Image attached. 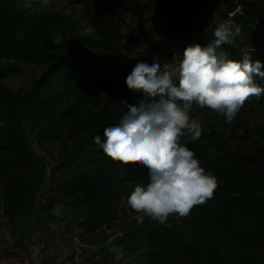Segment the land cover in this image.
<instances>
[{"label":"trees","instance_id":"obj_1","mask_svg":"<svg viewBox=\"0 0 264 264\" xmlns=\"http://www.w3.org/2000/svg\"><path fill=\"white\" fill-rule=\"evenodd\" d=\"M63 1L84 6L81 19L85 21V28L71 25L73 33L66 37V51L47 67L28 102L32 107L40 105L44 110L48 104L66 98L71 100L67 110L72 116L86 101L106 94L124 97L129 103L144 98L142 93L129 90L125 84L133 69L128 56L119 48L126 14L151 12L160 9L155 4L161 1L172 2L174 8L165 17L164 25L163 20L158 21L164 18L163 14L152 19V24L163 26L161 30L165 29L164 34H171L173 40L174 32L184 26L178 25L177 19L200 14L208 0ZM32 3L35 11L24 6L25 0H0V59L35 60L36 48L45 31L52 26L63 28L69 24L67 17L45 10L41 1L32 0ZM255 14L264 19V9L256 10ZM88 29L92 32L87 33ZM256 30L252 34L256 35ZM258 35V44L253 48L246 46L247 42L241 47L232 43L221 47L230 59L240 60L247 52L253 61L264 63V31ZM257 83L264 86V80L257 78ZM42 94L46 96L41 97ZM19 100L15 91L0 84V114L14 112ZM255 106H264V95L246 100L234 118L236 127L240 126L244 110ZM206 111L211 109L200 108L198 114ZM119 122L109 126H117ZM96 135L104 139L103 130L90 135L53 166L50 188L59 194L47 196L43 209L49 212L55 203H64L78 228L87 233L139 213L131 208L128 197L136 184L148 182L145 166L139 161L124 165L108 157L95 143ZM185 145L194 151L201 166L218 178V187L212 198L194 206L186 217L174 214L173 219L157 226L147 215L137 232L139 235L152 232L149 241L154 248L145 251L141 258L151 260L152 264H181L177 259L182 255H188L192 264H264V166L256 165L249 170L244 167L245 161H234L232 156L226 160H219L218 156L213 160H217L215 164L208 165L207 159L215 153L211 149H218L220 144L203 129L197 140ZM230 161L229 165L221 167ZM20 166L28 167L30 171L25 177L16 172ZM35 166L21 125L14 121L0 125L3 212L12 221L30 215L33 201H29L36 197L42 182L37 176L40 171L34 172ZM55 177L58 180H54ZM152 226L154 228L150 229Z\"/></svg>","mask_w":264,"mask_h":264},{"label":"rangeland","instance_id":"obj_2","mask_svg":"<svg viewBox=\"0 0 264 264\" xmlns=\"http://www.w3.org/2000/svg\"><path fill=\"white\" fill-rule=\"evenodd\" d=\"M38 1H41L45 10L67 17L69 24L63 28L52 26L45 31L43 40L36 48L35 60L15 62L0 59V84L15 91L20 97L19 106L14 112L0 114V125L10 121L21 125L36 164L34 172L40 171L37 176L42 178L36 197L29 201H33L30 215L19 217L15 221L10 220L3 212V188L0 187V249H10L22 262L20 251L32 249L33 252V243L41 238L48 258L44 259V262L49 264H152L151 260L141 258L145 251L154 248L153 243L149 241L152 232H148L151 235H146L147 231L143 235L137 232L147 216L143 212L129 215L117 223L87 233L78 228L64 203H55L49 212L43 210L47 196L59 194L50 188L53 166L87 137L119 122L123 115L120 102L127 100L114 94L98 96L79 106L72 116L67 110L71 100L66 98L59 103L48 104L44 110L40 105H29L28 100L40 77L47 67L66 51L64 43L66 37L73 33L71 25L75 24L82 30L85 28V21L81 19L85 10L83 5H69L63 0H47V3ZM139 1L147 3L151 0ZM155 7L160 9L139 13L137 18H133L135 20H132V25L126 29L125 24H122L119 48L128 56L133 67L141 61L150 63L157 57L163 62L178 66L188 46L213 42L214 30L218 23L224 20L230 19L241 27V34L232 41V44L238 47L245 42L249 43L246 46L255 47L258 44V33L264 31V19L255 14L256 10L264 9V0H208L200 14L177 19L176 23L184 26L179 32H174L176 36H172L173 40L170 38L171 34H164L166 30H161L163 26L155 27L152 19H158L159 14H163L164 18L158 21L163 20L164 25L165 17L170 15L174 4L161 1L155 4ZM239 7L241 14L230 18L229 13ZM254 30L256 35L252 34ZM86 32L92 31L88 29ZM45 96L46 94L41 95ZM134 102L127 104L133 105ZM200 108L193 102L189 109L190 116L201 119L202 129L220 144L218 149H211L215 153L207 159L208 165L215 164L217 160H213L218 156L219 160L232 156L234 161H245L246 169L250 170L256 165L263 168L264 106L244 110L238 127L234 120L226 123L225 117L218 115L214 110L198 114ZM191 141L187 139L183 140V143ZM231 162H225L221 167H226ZM16 172L25 177L30 171L28 167L20 166ZM54 180L58 178L55 177ZM173 218L174 214L168 217ZM151 221L157 226L162 224L152 217ZM153 228L152 226L150 229ZM114 246H120L125 251L121 261L114 259ZM177 262L193 263L188 255L180 256Z\"/></svg>","mask_w":264,"mask_h":264},{"label":"clouds","instance_id":"obj_3","mask_svg":"<svg viewBox=\"0 0 264 264\" xmlns=\"http://www.w3.org/2000/svg\"><path fill=\"white\" fill-rule=\"evenodd\" d=\"M24 6L35 11L32 0ZM240 34L239 25L224 20L214 30V41L188 46L178 66L157 57L138 62L127 75L128 89L144 98L133 105L121 101L119 124L103 129V140L100 135L93 139L113 160L124 165L139 161L147 168L148 182L136 184L128 197L137 212L163 224L171 214L186 217L213 197L218 178L183 140L195 141L202 134L201 119L189 114L193 102L231 123L249 97L264 95V86L257 83V78L264 80V63L247 52L240 60L230 59L221 47ZM112 250L116 261L124 258L120 246Z\"/></svg>","mask_w":264,"mask_h":264},{"label":"built area","instance_id":"obj_4","mask_svg":"<svg viewBox=\"0 0 264 264\" xmlns=\"http://www.w3.org/2000/svg\"><path fill=\"white\" fill-rule=\"evenodd\" d=\"M237 14H241V7H239L238 9L234 10V12H230L229 13V17L230 18H234ZM140 15V14H139ZM138 14H126L125 15V22H124V28L126 29L127 27H129L130 25H132V20H135L133 18H137ZM41 238H38L33 244L34 246V251L32 252L30 250H27L25 252L26 249H22L20 251V254L22 255V264H49V262L45 263L44 259H48L47 258V254L46 251L44 249V244L40 241ZM4 254L5 256L9 255H13L12 251L10 249H4L3 247H1L0 249V255Z\"/></svg>","mask_w":264,"mask_h":264},{"label":"crops","instance_id":"obj_5","mask_svg":"<svg viewBox=\"0 0 264 264\" xmlns=\"http://www.w3.org/2000/svg\"><path fill=\"white\" fill-rule=\"evenodd\" d=\"M13 254V253H12ZM0 264H22L21 259L16 258L14 255L4 254L0 255Z\"/></svg>","mask_w":264,"mask_h":264}]
</instances>
